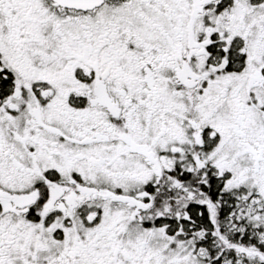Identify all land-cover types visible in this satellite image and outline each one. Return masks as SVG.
Here are the masks:
<instances>
[{
  "label": "snow or ice",
  "instance_id": "snow-or-ice-1",
  "mask_svg": "<svg viewBox=\"0 0 264 264\" xmlns=\"http://www.w3.org/2000/svg\"><path fill=\"white\" fill-rule=\"evenodd\" d=\"M0 264H264V0H0Z\"/></svg>",
  "mask_w": 264,
  "mask_h": 264
}]
</instances>
